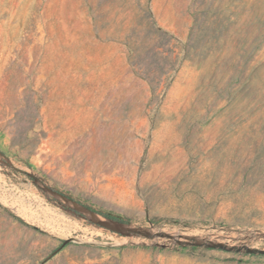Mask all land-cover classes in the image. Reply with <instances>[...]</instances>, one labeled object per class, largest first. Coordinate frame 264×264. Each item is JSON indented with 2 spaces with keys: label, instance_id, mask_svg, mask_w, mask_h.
Returning <instances> with one entry per match:
<instances>
[{
  "label": "rangeland",
  "instance_id": "374dc122",
  "mask_svg": "<svg viewBox=\"0 0 264 264\" xmlns=\"http://www.w3.org/2000/svg\"><path fill=\"white\" fill-rule=\"evenodd\" d=\"M0 264H264V0H0Z\"/></svg>",
  "mask_w": 264,
  "mask_h": 264
},
{
  "label": "water",
  "instance_id": "95a60500",
  "mask_svg": "<svg viewBox=\"0 0 264 264\" xmlns=\"http://www.w3.org/2000/svg\"><path fill=\"white\" fill-rule=\"evenodd\" d=\"M248 252H252V249H247Z\"/></svg>",
  "mask_w": 264,
  "mask_h": 264
}]
</instances>
